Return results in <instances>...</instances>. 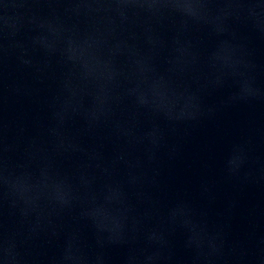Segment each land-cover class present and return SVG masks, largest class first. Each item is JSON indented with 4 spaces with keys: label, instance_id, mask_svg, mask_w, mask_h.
Masks as SVG:
<instances>
[{
    "label": "water",
    "instance_id": "water-1",
    "mask_svg": "<svg viewBox=\"0 0 264 264\" xmlns=\"http://www.w3.org/2000/svg\"><path fill=\"white\" fill-rule=\"evenodd\" d=\"M0 264H264V0H0Z\"/></svg>",
    "mask_w": 264,
    "mask_h": 264
}]
</instances>
